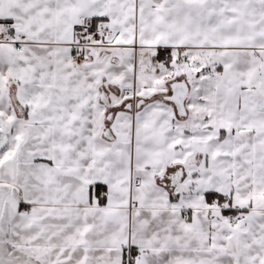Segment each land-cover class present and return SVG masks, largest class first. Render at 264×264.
<instances>
[{
    "label": "snow or ice",
    "instance_id": "snow-or-ice-1",
    "mask_svg": "<svg viewBox=\"0 0 264 264\" xmlns=\"http://www.w3.org/2000/svg\"><path fill=\"white\" fill-rule=\"evenodd\" d=\"M0 264H264V0H0Z\"/></svg>",
    "mask_w": 264,
    "mask_h": 264
}]
</instances>
